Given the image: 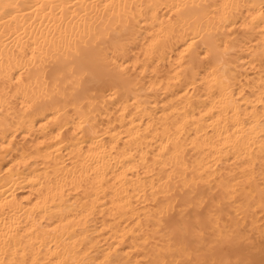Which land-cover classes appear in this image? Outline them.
<instances>
[{
  "label": "snow or ice",
  "instance_id": "snow-or-ice-1",
  "mask_svg": "<svg viewBox=\"0 0 264 264\" xmlns=\"http://www.w3.org/2000/svg\"><path fill=\"white\" fill-rule=\"evenodd\" d=\"M160 11L165 12L167 23L158 15ZM145 32L148 38L145 60L140 62L142 75L150 66L149 59L159 52L162 40L182 41L172 73L182 86V99L191 101L197 93L203 95L208 103L200 109L201 122L208 118L207 122L220 131L221 154L236 159L231 161V168L217 175V169L202 163L189 168L182 159L179 142L174 148L164 146L163 155L153 165V169H162L159 187L156 172L145 170V176L153 179V195L163 199H157L137 221L136 235L146 253L138 264H257L252 258L255 252L264 256V0H223L215 4L195 0H0V70L7 89L0 101L9 104L12 82L17 94L24 92L26 110L59 105L67 110L71 106L73 111L65 115L75 126L73 137L85 132L95 137L91 119L102 107L100 95L106 97V104L107 100H123L129 91H152L153 85L147 80H136L133 87L129 66L122 59ZM239 54H246L244 62L259 73L248 83L241 82L232 71L234 61L243 60ZM36 67L44 70L46 78L41 81L36 74L32 83L31 70ZM15 72L19 75H13ZM25 72L29 74L27 82ZM172 112L182 113L173 125L179 132L187 123V107L181 110L173 106ZM170 115L166 109L165 116ZM95 154L98 159L91 161L93 151L87 156L81 153L84 163L69 169L78 190L90 192L98 185L103 187L100 154ZM130 170L142 179L139 166ZM56 187L62 197L59 173ZM147 188L144 181L146 199ZM177 189L180 196L175 194ZM257 189L259 222L251 212ZM92 199L91 207L85 199L77 213L84 221L83 231L73 228L68 235L60 231L59 224L51 227L54 220L46 224L42 219L31 227H22L15 213L10 218L6 204H0V212L5 213L0 229V264H130L119 258V244L105 248L99 233L89 239L88 220L96 211ZM128 204L130 201L117 203L114 196L112 211ZM71 223L68 220V225ZM39 229L47 231L41 234Z\"/></svg>",
  "mask_w": 264,
  "mask_h": 264
},
{
  "label": "bare ground",
  "instance_id": "bare-ground-1",
  "mask_svg": "<svg viewBox=\"0 0 264 264\" xmlns=\"http://www.w3.org/2000/svg\"><path fill=\"white\" fill-rule=\"evenodd\" d=\"M127 2L139 3L140 0H127ZM144 2L166 3L170 0H144ZM188 2L192 3L193 0ZM195 2L215 4L222 3L223 0H195ZM248 2L258 3V0H248ZM158 15L167 23L164 11H160ZM147 38L148 33H143L132 47V51L122 59L129 66L127 70L133 79V87L136 80L141 83L147 80L148 85H153L152 91L148 92L144 89L129 91L123 100L119 102L107 100L106 104V97L100 95L102 107L98 108L97 113L92 114L91 119L97 133L95 137L89 132L73 137L75 126L72 125L71 118L65 115L66 111H73L71 106H68L67 110L63 105L40 111L26 110L24 92L17 94L16 86L12 82H10L11 92L8 94L9 104L0 101V204H6L7 215L11 218L15 213V218L22 227L24 225L31 227L34 222L38 224L42 219L46 224L54 220L55 224L51 227L59 224L60 231L68 235L73 228L83 231L84 221L77 214L78 210L85 199L89 200L88 206L91 207L92 198H95L96 211L88 220L89 239L99 233L100 244L105 248L108 244L113 247L119 244V248L116 249L119 258L129 261L130 264H138L146 258V253L142 251L144 245L136 235L137 221L157 199H163V196L153 195L151 187L153 179L151 175L145 176V170L149 173L153 170L156 172L155 183L159 187L162 169L159 167L153 169V165L157 163V157L163 155L165 145L174 148L179 142L183 148L182 159L189 168L202 163L206 168L211 166L212 169H217V175L220 171L231 168V161L236 159L235 156L230 158L221 154L222 141L218 140L220 131L207 122L208 118L204 117L205 122H201L200 109L208 103L203 95L197 93V98L191 101L188 98L182 99V86L175 82L172 75L176 59L182 50L180 47L182 41L175 38L162 40L159 52L154 58L149 59L150 66L142 75L140 62L145 60L143 52ZM255 43L256 41L252 40V44ZM239 55L243 60L234 61L236 67L232 71L237 73L241 82L248 83L251 79L257 78L259 73L255 72L250 64L244 62L248 59L246 54ZM153 59L155 63L152 62ZM157 68L158 71L154 72L153 69ZM31 71L34 74L31 78L32 83H35L36 74L40 76L41 81L46 78V73L39 67L32 68ZM13 75L19 73L15 72ZM28 79L29 74L25 72V81L27 82ZM6 91L3 70H0V98ZM25 91L30 92V89ZM189 95L191 96V92ZM173 106L181 110L187 107L188 111L187 123L179 132L173 125L175 119L182 113H173ZM57 107L59 111L56 110ZM166 109L171 113L168 117L165 116ZM57 134L59 139L56 138ZM90 150L93 151L91 161L98 159L95 153L100 154V180L103 187L98 185L95 190L89 192L78 190V184L73 185L72 173L69 169H73L74 166L78 168L84 163L81 153L87 156ZM137 166L140 169L139 177L142 178L139 180L136 173L130 170ZM85 167L87 168V165ZM258 168L259 163H257ZM88 171L91 172V169ZM58 173L59 183L64 188L62 197L56 187ZM65 175L67 183H65ZM76 175L79 176V171H76ZM164 179H167L166 173ZM144 181H147L148 185L147 199L143 191ZM137 185L140 186L139 190ZM173 187L175 188V185ZM175 194L181 195L178 189ZM114 196L117 198V203L130 201V204L123 209H117L114 213L112 211ZM61 200L64 201L63 204ZM251 212L259 222L261 210L258 189ZM65 217L67 220L64 219ZM4 218L5 213L0 212V229L4 227ZM68 220L72 221L71 225H68ZM100 229L104 231L100 232ZM39 231L43 234L47 229H39ZM252 258L257 264L264 261V256L258 250Z\"/></svg>",
  "mask_w": 264,
  "mask_h": 264
}]
</instances>
